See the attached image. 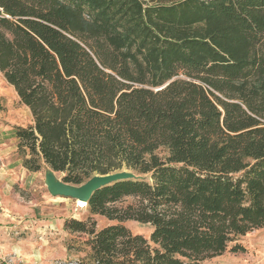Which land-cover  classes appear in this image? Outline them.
<instances>
[{
    "label": "trees",
    "instance_id": "trees-1",
    "mask_svg": "<svg viewBox=\"0 0 264 264\" xmlns=\"http://www.w3.org/2000/svg\"><path fill=\"white\" fill-rule=\"evenodd\" d=\"M0 75L28 172L146 178L63 222L80 264H202L264 228V0H0Z\"/></svg>",
    "mask_w": 264,
    "mask_h": 264
},
{
    "label": "rangeland",
    "instance_id": "rangeland-1",
    "mask_svg": "<svg viewBox=\"0 0 264 264\" xmlns=\"http://www.w3.org/2000/svg\"><path fill=\"white\" fill-rule=\"evenodd\" d=\"M29 123L24 107L0 75V127L26 128ZM45 172L46 167L29 178V185L24 187L18 183L12 185L0 176V264H80L84 256L67 251V244L77 236L65 232L61 220L84 221L87 208L78 209L77 203L70 199L51 197L44 185ZM56 177L60 178L57 174ZM129 203L132 199H126L122 205ZM94 221L97 230L114 224L99 217ZM123 225L132 234L144 238L151 232L149 226L136 222ZM239 243L244 253H225L202 264H264V228L240 238Z\"/></svg>",
    "mask_w": 264,
    "mask_h": 264
},
{
    "label": "water",
    "instance_id": "water-1",
    "mask_svg": "<svg viewBox=\"0 0 264 264\" xmlns=\"http://www.w3.org/2000/svg\"><path fill=\"white\" fill-rule=\"evenodd\" d=\"M146 180L145 177L136 176L133 172L121 171L104 176L95 175L80 186L65 184L56 177L49 168H46L44 185L48 194L53 198L70 199L75 203L88 204L92 195L97 191L117 182Z\"/></svg>",
    "mask_w": 264,
    "mask_h": 264
},
{
    "label": "crops",
    "instance_id": "crops-1",
    "mask_svg": "<svg viewBox=\"0 0 264 264\" xmlns=\"http://www.w3.org/2000/svg\"><path fill=\"white\" fill-rule=\"evenodd\" d=\"M24 114L30 117V123H29L30 126L32 124V118L29 110L25 107H24ZM8 119H10L11 121L13 120L12 118H8ZM21 128H25V127H21ZM14 129L15 128H5L4 126L0 127V176H2L3 179L10 181L12 185L18 183L20 187H24L27 184L29 185V181H28L29 178H34L37 173H30L22 166V159L17 154V140L13 135ZM55 204L60 205L61 203L57 202ZM33 206L34 208L37 207V205H33ZM64 221L65 220H61L62 227Z\"/></svg>",
    "mask_w": 264,
    "mask_h": 264
},
{
    "label": "bare ground",
    "instance_id": "bare-ground-1",
    "mask_svg": "<svg viewBox=\"0 0 264 264\" xmlns=\"http://www.w3.org/2000/svg\"><path fill=\"white\" fill-rule=\"evenodd\" d=\"M76 207H77L78 209H85V208H86V205H85L84 203L77 202Z\"/></svg>",
    "mask_w": 264,
    "mask_h": 264
}]
</instances>
